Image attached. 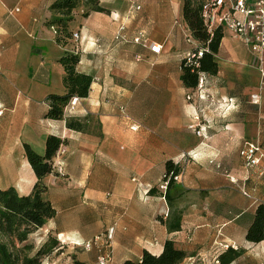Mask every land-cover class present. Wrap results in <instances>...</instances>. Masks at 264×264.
<instances>
[{
  "label": "crops",
  "instance_id": "obj_1",
  "mask_svg": "<svg viewBox=\"0 0 264 264\" xmlns=\"http://www.w3.org/2000/svg\"><path fill=\"white\" fill-rule=\"evenodd\" d=\"M54 1L0 0V189L28 195L35 176L23 147L43 155L54 136L64 142L56 153L63 174L43 180L55 216L37 230L41 239L57 236L81 251L112 228L107 247L123 263L144 251L157 256L170 240L186 253L182 264L197 257L211 264L221 245L244 250L232 264H264V240L245 241L264 203V160L246 169L241 155L247 143L264 152V91L258 106L248 101L258 85L255 58L225 33L217 74L206 76L207 98L199 100L180 80L181 61L196 45L182 23V0H100L104 13L75 14L78 39L67 47L47 26ZM138 34L161 51L133 43ZM73 48L77 72L92 78L88 96L72 115L46 119L47 97L64 94L58 60ZM69 119L87 130L67 129ZM167 162L180 179L165 200L158 186ZM174 224L179 229L169 231Z\"/></svg>",
  "mask_w": 264,
  "mask_h": 264
},
{
  "label": "trees",
  "instance_id": "obj_2",
  "mask_svg": "<svg viewBox=\"0 0 264 264\" xmlns=\"http://www.w3.org/2000/svg\"><path fill=\"white\" fill-rule=\"evenodd\" d=\"M210 0H182L181 17L184 28L189 32V38L195 42L192 52L195 57L190 64L186 58L181 61L180 80L182 85L194 91L197 87L198 74L215 76L217 63L215 56L225 31L218 27L209 32L203 23L201 11L204 4ZM52 17L47 22L49 28L54 29V38L57 45L67 47L72 44V24L75 14L81 11L80 17L85 19L91 12L104 13L100 7V0H56L50 7ZM198 51H203L197 57ZM80 61V52H65L58 63L63 68L62 85L64 94H50L47 97L48 111L45 115L49 120H62L64 110L69 102L84 99L88 96L92 78L78 73L76 66ZM66 128L72 131L84 132L87 130L85 121L69 119ZM64 142L54 136L45 140L43 155L35 153L28 145H24V156L35 176V183L28 195H20L16 189L10 187L0 189V264H42L46 257L60 248V242L49 235L48 240L34 251L29 243V237L42 228L45 223L55 216L52 205L43 198L46 187L43 180L49 174L57 175L52 168L54 157ZM180 168L172 162L165 166V178L175 176ZM174 181L169 180L167 189L162 198L167 200V191ZM150 193L155 194L154 190ZM161 193V192H160ZM162 194V193H161ZM179 224L168 227L169 231H177ZM264 240V203L257 205L253 219L245 233V241L258 244ZM244 253L243 249H233L228 246L225 252L218 250L211 264H232ZM186 253L178 250L174 243L167 240L162 252L155 256L146 251L142 252L138 260L125 261L124 264H182ZM193 264H207L204 258H194ZM73 264H84L74 260Z\"/></svg>",
  "mask_w": 264,
  "mask_h": 264
},
{
  "label": "built area",
  "instance_id": "obj_3",
  "mask_svg": "<svg viewBox=\"0 0 264 264\" xmlns=\"http://www.w3.org/2000/svg\"><path fill=\"white\" fill-rule=\"evenodd\" d=\"M203 23L209 32L221 27L229 37L242 44L248 52L256 60V70L258 73L257 91L248 96L250 104L258 106L261 103L262 92L264 91V0H210L203 5L201 11ZM55 34L54 29L50 28ZM72 39H78V34L73 33ZM117 39V38H116ZM133 43L141 44L144 48L152 53L158 54L161 51V46L143 40L142 35L138 34L133 39ZM73 53L80 52L77 48H73ZM203 51H198L196 56L201 57ZM195 56L193 54L186 55L187 64L192 61ZM206 83V75L203 73L198 74L197 87L193 93L197 94L199 100L206 99L207 95L204 93ZM190 101V96L186 97ZM77 99H72L64 110V116L72 115L74 106ZM235 106L221 105L220 110L227 112L233 110ZM194 121H198L199 117L195 116ZM189 130L193 131L197 136L203 137V129L197 125H190ZM244 167L246 169H253L259 166L260 162L264 160V152L259 144L247 143L241 152ZM53 171L58 175L63 174L62 162L57 161V154L54 157L52 164ZM174 182L179 181L180 172L175 176L165 178L163 175L162 181L158 186L159 192L165 194L169 180ZM163 199V198H162ZM113 229H108L102 238L108 245L111 241ZM100 236L95 237L93 240L82 244L84 250L88 251L91 244L100 241ZM227 245H221L220 251L226 250ZM194 260L189 259L188 264H193ZM96 264H108L107 256H99Z\"/></svg>",
  "mask_w": 264,
  "mask_h": 264
},
{
  "label": "rangeland",
  "instance_id": "obj_4",
  "mask_svg": "<svg viewBox=\"0 0 264 264\" xmlns=\"http://www.w3.org/2000/svg\"><path fill=\"white\" fill-rule=\"evenodd\" d=\"M36 232L29 237V243L33 245L34 251H36L44 243V241H47L50 237L47 236L44 239H41L39 233ZM53 238L58 241L60 240L57 238V236H53ZM100 238V241L95 244H91V248L88 251L82 249V245L81 251L76 248L68 249V247H64L63 245L65 241H61L63 242V244L60 243V248L46 257L42 264H73L74 260H78L84 264H96L97 258L99 256H107L108 264H111L110 261L112 256H115V258L117 259V264H124L125 262L123 263V261L121 260V254L109 253V248L107 247V243L105 242V240L102 238V234ZM130 256V258H134L133 255ZM131 260L134 261L133 259ZM244 263L248 264L247 262Z\"/></svg>",
  "mask_w": 264,
  "mask_h": 264
}]
</instances>
